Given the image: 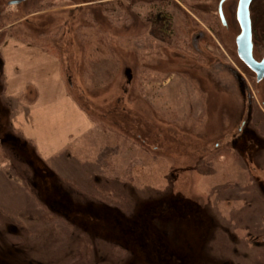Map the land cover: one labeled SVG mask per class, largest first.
I'll return each mask as SVG.
<instances>
[{"label":"rangeland","instance_id":"374dc122","mask_svg":"<svg viewBox=\"0 0 264 264\" xmlns=\"http://www.w3.org/2000/svg\"><path fill=\"white\" fill-rule=\"evenodd\" d=\"M220 1L0 0V264H264V79Z\"/></svg>","mask_w":264,"mask_h":264},{"label":"water","instance_id":"95a60500","mask_svg":"<svg viewBox=\"0 0 264 264\" xmlns=\"http://www.w3.org/2000/svg\"><path fill=\"white\" fill-rule=\"evenodd\" d=\"M227 1L223 0L220 6L222 15V4ZM252 0H239L238 22L241 28V34L237 39L238 53L241 60L257 74L258 81L264 79V59L257 62L253 56V34L252 21L250 15V4ZM21 1H13L10 5L19 4Z\"/></svg>","mask_w":264,"mask_h":264},{"label":"flooded vegetation","instance_id":"af4514ba","mask_svg":"<svg viewBox=\"0 0 264 264\" xmlns=\"http://www.w3.org/2000/svg\"><path fill=\"white\" fill-rule=\"evenodd\" d=\"M222 1L223 0H221L220 1V3H219V5H218V16H219V19H220V21H221V23L224 25V26H226L227 25V22H226V19H225V15H224V11H223V7H224V4L226 3V2H229V1H236V8H237V11H236V18H237V15H238V6H239V0H227V1H225L223 4H222V15H223V17L221 16V11H220V6H221V3H222ZM254 2H255V0H252L251 1V4H250V15H251V21H252V34H253V56H254V51L256 50V46H255V31H254V26H253V18H252V14H251V8H252V5L254 4ZM81 5H83V4H81ZM84 13V10L82 9V6H77L74 10H72L71 12H70V16H71V19H73V18H75V16H81L82 14ZM150 13L152 14L151 15V17H150V19H151V21H152V23H153V25H154V18H152L153 17V13H154V10H151L150 11ZM158 14H160L158 17H156V19L157 20H159L160 18H161V12L160 13H158ZM161 20H163L162 18H161ZM161 20H159L158 22L159 23H162V21ZM167 20V19H166ZM237 21H238V18H237ZM165 23V22H164ZM239 23V22H238ZM70 24V23H69ZM70 28L72 29V26H70ZM70 29V30H71ZM241 29V28H240ZM153 32V31H152ZM240 34H241V32H240ZM240 34L238 35V37L240 36ZM238 37H237V39H238ZM236 44H237V40H236ZM237 51H238V46H237ZM238 55H239V53H238ZM254 58H255V56H254ZM241 59V58H240ZM264 59V55H263V58L260 60V61H257L256 59V61L257 62H261L262 60ZM248 67V66H247ZM249 68V67H248ZM250 69V68H249ZM255 75H256V80H257V82L258 83H260L261 81H258V78H257V74L253 71V70H251ZM238 80H240V82L242 83V85H243V80H241V79H239L238 78ZM263 81V80H262ZM240 131H241V129H239Z\"/></svg>","mask_w":264,"mask_h":264},{"label":"trees","instance_id":"16d2710c","mask_svg":"<svg viewBox=\"0 0 264 264\" xmlns=\"http://www.w3.org/2000/svg\"><path fill=\"white\" fill-rule=\"evenodd\" d=\"M92 2V1H91ZM161 5H163V4H161ZM155 8V5L153 4V7H152V9H154ZM3 33H1L0 34V38L1 37H4V35H2ZM2 40H0V48H2V46L5 44V42H6V39H5V37H4V39L3 38H1ZM49 52V51H48ZM264 118V117H263ZM261 121V120H260ZM123 174V176H125L126 174H127V171H125V172H123L122 173ZM121 174V172H120V175H122ZM102 195H103V198L104 199H102L103 200V202H105L106 204V207L107 206H109V205H107V204H109V202L110 201H112V202H115V201H117V202H115L118 206H122L123 205V201L120 199V198H118V199H120V200H118V199H116L114 196H113V194H111V193H105V192H103L102 193ZM104 204V203H103ZM111 206H109L108 208H110ZM56 208V206H53V209H55ZM112 208V207H111ZM110 208V209H111ZM122 213V212H121ZM58 214V213H57ZM116 247H118V248H122V249H125L126 251H129V252H131L130 250L131 249H127V248H124V247H122V246H120L119 244H116Z\"/></svg>","mask_w":264,"mask_h":264},{"label":"crops","instance_id":"0c3cea01","mask_svg":"<svg viewBox=\"0 0 264 264\" xmlns=\"http://www.w3.org/2000/svg\"><path fill=\"white\" fill-rule=\"evenodd\" d=\"M6 43H7V42H6ZM6 43H5V44H6Z\"/></svg>","mask_w":264,"mask_h":264}]
</instances>
